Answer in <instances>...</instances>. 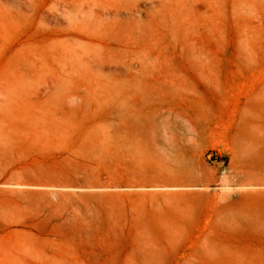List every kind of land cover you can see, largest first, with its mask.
<instances>
[{
	"label": "rangeland",
	"instance_id": "rangeland-1",
	"mask_svg": "<svg viewBox=\"0 0 264 264\" xmlns=\"http://www.w3.org/2000/svg\"><path fill=\"white\" fill-rule=\"evenodd\" d=\"M0 264H264V0H0Z\"/></svg>",
	"mask_w": 264,
	"mask_h": 264
}]
</instances>
